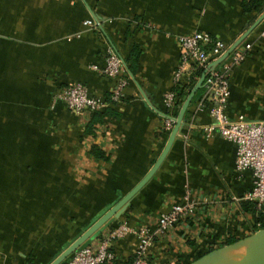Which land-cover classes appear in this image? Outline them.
Listing matches in <instances>:
<instances>
[{
	"label": "crops",
	"instance_id": "0c3cea01",
	"mask_svg": "<svg viewBox=\"0 0 264 264\" xmlns=\"http://www.w3.org/2000/svg\"><path fill=\"white\" fill-rule=\"evenodd\" d=\"M243 3L0 0V264H50L155 166L170 136L160 125L180 62L177 36L200 31L226 44L252 42L232 71L226 114L264 121V10L246 13ZM87 19L99 23L102 38L83 26ZM106 45L123 58L129 82L123 101L101 110L109 112L89 135L91 119L69 112L55 96L81 83L110 101L115 81L93 69L104 66ZM202 92L163 162L104 226L105 232L125 221L153 231L158 216L190 189L200 206L154 238L150 264H187L255 232L254 208L242 201L252 173L235 170L233 144L206 137L208 110L196 111ZM92 147L105 159L93 157ZM137 244L133 235L115 241V264H127Z\"/></svg>",
	"mask_w": 264,
	"mask_h": 264
},
{
	"label": "built area",
	"instance_id": "2783aa9c",
	"mask_svg": "<svg viewBox=\"0 0 264 264\" xmlns=\"http://www.w3.org/2000/svg\"><path fill=\"white\" fill-rule=\"evenodd\" d=\"M83 26L102 38L100 25L96 21L87 19L83 21ZM261 37L264 38V34ZM176 41L181 47V54L174 83H179L185 77L196 86L202 79L203 92L196 111L208 110L210 124L206 126L207 138L218 136L234 145V166L237 173H252V187L243 195L242 201L253 206L255 231L260 230L264 228V121L250 122L243 116L232 121L226 114L232 71L245 62L252 52L253 43L240 41L226 44L200 31L177 36ZM104 51V66L93 69L100 76L115 81L110 102L91 95L81 83L70 84L55 96L69 112L84 120L113 103H121L125 98L124 92L129 82L125 63L111 46L106 45ZM197 70L201 71V76H195ZM175 105L176 95L171 90L163 97L165 112L161 118L162 134L171 133L175 126L177 118L172 114ZM200 204L201 201L187 188L181 203L171 205L158 216L155 230L130 227L127 222H121L114 228L101 231L97 241L76 251L65 264H115L112 244L127 235H133L138 241L132 259L127 264H150L149 247L154 238L165 235L181 221L194 215Z\"/></svg>",
	"mask_w": 264,
	"mask_h": 264
},
{
	"label": "water",
	"instance_id": "95a60500",
	"mask_svg": "<svg viewBox=\"0 0 264 264\" xmlns=\"http://www.w3.org/2000/svg\"><path fill=\"white\" fill-rule=\"evenodd\" d=\"M259 22V21H258ZM257 22V23H258ZM256 23V24H257ZM202 88V79L192 89L190 95L185 100L181 107V110L176 119L175 126L170 133L169 140L162 152L160 158L156 162L155 166L146 175V177L125 197L117 201L112 208L109 207L108 211L102 215V217L93 224L89 229L83 232L69 247H67L59 256H57L50 264H61L67 258L73 256V254L81 248L87 246L91 240L95 239L104 226L113 218H119L121 213L127 207L131 198L143 187V185L152 177L154 172L163 162L164 158L168 154L177 132L182 127L184 115L188 109L192 98L198 89ZM189 264H264V228L255 231L253 234L239 239L231 244L214 249L198 259L190 262Z\"/></svg>",
	"mask_w": 264,
	"mask_h": 264
},
{
	"label": "trees",
	"instance_id": "16d2710c",
	"mask_svg": "<svg viewBox=\"0 0 264 264\" xmlns=\"http://www.w3.org/2000/svg\"><path fill=\"white\" fill-rule=\"evenodd\" d=\"M243 9H244V11L246 13H261L264 10V0H244ZM138 55H139V52L137 50H134L133 55H131V58H130V63H132V65L135 64V61H136V58H137ZM131 69H132V71L134 70L133 66H132ZM195 74H196L195 76H201V71L197 70ZM194 87H195V85H193V82L188 81V79H182L179 83L175 84L174 87L172 88V90L175 92V95H176L175 110L173 111L172 114L176 118L178 117V114H179V112L181 110V107H182L183 103L185 102L186 98L188 97V95L190 94V92L192 91V89ZM106 102H110V101L106 100ZM108 112L107 111H104V112L98 111V112L94 113L90 117L91 121H90L89 125L86 128L87 133L89 135H91V134L93 135L96 124H101L102 121H103V118L105 116H107ZM160 127H161V125H160ZM90 153H91V155L93 157H95L97 159H101V160L105 159L104 153H102L97 148L92 147ZM235 241H237V240L232 238V239H229V241L226 244L228 245V244H231V243H233ZM201 256H199V257H201ZM66 262H63V264H65ZM187 264H189V263H187Z\"/></svg>",
	"mask_w": 264,
	"mask_h": 264
}]
</instances>
